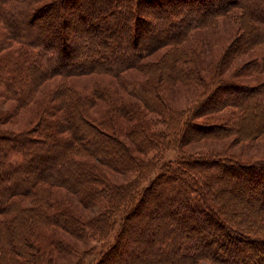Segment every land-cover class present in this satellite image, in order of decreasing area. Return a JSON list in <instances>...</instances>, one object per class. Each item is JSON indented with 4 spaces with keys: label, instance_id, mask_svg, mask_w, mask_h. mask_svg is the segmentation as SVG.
<instances>
[{
    "label": "trees",
    "instance_id": "obj_1",
    "mask_svg": "<svg viewBox=\"0 0 264 264\" xmlns=\"http://www.w3.org/2000/svg\"><path fill=\"white\" fill-rule=\"evenodd\" d=\"M221 18L238 33L206 48L196 31ZM84 76L100 80L71 83ZM260 76L264 0H0V99L15 105L0 114V264H264ZM177 87L194 91L185 106ZM17 112L29 128L5 129Z\"/></svg>",
    "mask_w": 264,
    "mask_h": 264
},
{
    "label": "rangeland",
    "instance_id": "obj_2",
    "mask_svg": "<svg viewBox=\"0 0 264 264\" xmlns=\"http://www.w3.org/2000/svg\"><path fill=\"white\" fill-rule=\"evenodd\" d=\"M196 32H197L196 36L199 39H201V42H203L205 44L206 48H210V49L215 48L217 46V44H221L219 46L220 48H222V47L225 48L231 42V40H233L234 37L237 35L238 27L232 20L226 19V18H221V19H219L217 25L214 28L205 29V30L196 31ZM249 58H250V54L240 58V60H238V62L248 60ZM260 77H263L262 79H264V76H260ZM256 79H258V78H256ZM95 80H100V79L95 78V76H92V77L84 76V77H79V78L71 80V83H73L75 86H78V87H89L90 85H92L93 81H95ZM237 80L238 81H244L246 79H244L243 77H239V78H237ZM193 92L194 91L184 89L182 87H177V88L173 89L172 98L174 100V104L176 105V107L185 106L187 104V102L190 101V100L188 101V99L192 98V96L194 94ZM14 107H15L14 103L0 99V114H4L7 111H14ZM30 125H31L30 115H23L21 112H17L13 115V117L8 122L3 124V127L5 129L17 132V131L29 128ZM261 144H263V142ZM261 144L258 143L255 146H253L251 149H248V150L244 149L243 145L242 146H235V147L236 148L240 147L243 150V152H242L243 154L251 155L253 153H261L262 152V145ZM212 145H216L217 147L222 148V149H224V148L230 149L233 146L231 144V139L224 140V141H221L218 143L199 142L198 144H196V146H199V147H207V146H212ZM188 149L192 150V148H188ZM166 155L169 156V153L167 152ZM171 156L172 155L170 154L169 157H171ZM112 178H113V180L115 179L116 183L117 182L123 183V182H126L128 180V179L125 180L124 179L125 177L118 176V175H113ZM148 179L142 180V182H140L141 186H143L146 183V181H148ZM222 185H223V188H222V191L220 192V200L222 197H226V196L233 197V200H235V196L231 192L234 190L235 187H232V184H230L228 182L223 183ZM56 192L60 196H64V198H66V197H67V199L69 198L68 200L69 201L71 200L70 202L73 204V206L77 207V209L79 211H83V210L87 211L86 209H83L82 207H80L78 205V203L76 202L77 197L73 196L71 193H69L65 189L60 188ZM236 198L239 199L240 197H236ZM150 200H151V197L149 196L147 203L144 205L143 210L139 213V217H146L147 213L150 212L152 209L153 210L157 209V207L154 206ZM244 201L246 202L247 200H244ZM249 202H250V200H249ZM102 204H104V203H102ZM99 206H101V209H103L104 205H95L96 208H98ZM155 216H157V217L154 219H150L148 221L146 220V222L149 224H153V223H157V221H160V219H161L160 213L158 212ZM222 217H223V215H222ZM124 221L127 222V220H125V215L122 212H119L114 219V225L113 226H115V227L119 226L122 223H124ZM135 222H136V220L134 219L132 226L127 231L128 235L124 236L126 246H129V247H131V241H133L135 231L137 230V234L140 233V231H138L139 228L137 226V223H135ZM144 235L147 236L148 234L144 233ZM65 237L68 240V237L66 235H65ZM147 239L148 238L146 237L145 242H147ZM105 240H106V237L101 239L99 241V243H97V244L95 242H93V240H90L87 243H81L80 249H84V248H86V249L88 248L90 250L95 249L97 246L100 247L99 244L105 245ZM147 243H146L147 245H144L145 248L140 249V251L143 253L142 254L138 253V261H148V260L153 258L154 253L153 252L150 253L146 247L148 245L152 246V242H147ZM224 250H225V248H224ZM227 251H229V250H227ZM95 255H96V252H94L91 255L84 256L85 264H94L96 262V258H95L96 256ZM73 259H75V258H73ZM73 259L72 258H70V259L60 258L59 264H69V262L70 261L72 262Z\"/></svg>",
    "mask_w": 264,
    "mask_h": 264
}]
</instances>
